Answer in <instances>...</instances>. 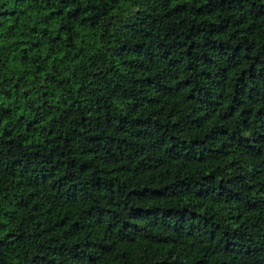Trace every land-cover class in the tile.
I'll return each instance as SVG.
<instances>
[{"label":"trees","instance_id":"trees-1","mask_svg":"<svg viewBox=\"0 0 264 264\" xmlns=\"http://www.w3.org/2000/svg\"><path fill=\"white\" fill-rule=\"evenodd\" d=\"M0 264H264V0H0Z\"/></svg>","mask_w":264,"mask_h":264}]
</instances>
